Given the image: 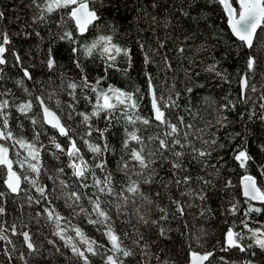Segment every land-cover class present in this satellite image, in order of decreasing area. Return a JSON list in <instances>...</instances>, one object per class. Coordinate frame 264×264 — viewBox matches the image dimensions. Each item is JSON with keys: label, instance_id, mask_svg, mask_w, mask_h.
<instances>
[{"label": "snow or ice", "instance_id": "snow-or-ice-1", "mask_svg": "<svg viewBox=\"0 0 264 264\" xmlns=\"http://www.w3.org/2000/svg\"><path fill=\"white\" fill-rule=\"evenodd\" d=\"M0 264H264V0H0Z\"/></svg>", "mask_w": 264, "mask_h": 264}]
</instances>
